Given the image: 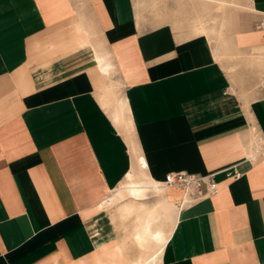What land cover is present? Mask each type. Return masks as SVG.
<instances>
[{
  "label": "crops",
  "instance_id": "0c3cea01",
  "mask_svg": "<svg viewBox=\"0 0 264 264\" xmlns=\"http://www.w3.org/2000/svg\"><path fill=\"white\" fill-rule=\"evenodd\" d=\"M222 1L219 61L136 0H0V264H132L101 204L139 166L217 184L165 190L160 264H264V0Z\"/></svg>",
  "mask_w": 264,
  "mask_h": 264
},
{
  "label": "rangeland",
  "instance_id": "374dc122",
  "mask_svg": "<svg viewBox=\"0 0 264 264\" xmlns=\"http://www.w3.org/2000/svg\"><path fill=\"white\" fill-rule=\"evenodd\" d=\"M136 2L139 6L137 12L141 19L149 21L154 25L168 23L174 26L177 24L178 27H182V31H186L185 28L188 25L192 28L202 27L206 30L203 33L214 43V48L218 50L220 55L219 61L234 57V46L231 37L227 36L226 27L229 18L224 6L220 7L214 2L206 0H136ZM257 65L262 66L263 64L257 62ZM147 201L150 205L153 203L155 205L157 198L153 194H149L146 201L133 203L132 200L125 197L102 209L104 213L109 214L115 223V227L119 231V238L123 237L122 243L124 246L136 248L132 235L137 230L138 218L146 216L145 211L149 209L145 206ZM125 202L127 203L125 204ZM175 204L177 206L175 211H178V201L175 203L173 199L164 205L160 204L161 206L154 216H161V219H167L172 222L175 217L173 216ZM127 205L130 207V210ZM127 208L128 210H126ZM132 214H135V216H130ZM135 226L136 229H134Z\"/></svg>",
  "mask_w": 264,
  "mask_h": 264
},
{
  "label": "bare ground",
  "instance_id": "6f19581e",
  "mask_svg": "<svg viewBox=\"0 0 264 264\" xmlns=\"http://www.w3.org/2000/svg\"><path fill=\"white\" fill-rule=\"evenodd\" d=\"M210 1L214 2L220 7H225L226 5L222 0ZM194 31L196 33H205L206 30H204L202 27H197L196 29L194 28ZM140 161L141 163H143V165H145L143 159H141ZM139 169L140 170L138 176H135L133 171H131L127 176H125V179L107 196L108 203L106 205L101 204L102 208L111 205L117 200H122L125 197L132 200L133 203H142L147 200V196L149 194H153V196L157 198L158 202L164 203L173 200L172 196L167 194V191H165L167 190L166 187L161 185L160 190L155 184H152L147 179L148 177L146 176L145 172L141 170L140 166ZM186 200L187 197L182 193V196L180 197V206ZM126 203L127 202H125V204ZM131 206L133 207V205ZM128 208L130 210L129 206ZM128 208L126 210H128ZM157 210V206H154L145 211L146 216H138L139 218L137 217L139 223L138 226L136 225V232L134 234L132 232V240L136 244V246L145 254L142 255L140 253V257L136 260H132V264H160V257L162 255L163 248L168 240L165 233L161 229V226L168 227L169 224L166 220L161 219V216H153L154 214H156ZM136 226L134 229H136Z\"/></svg>",
  "mask_w": 264,
  "mask_h": 264
},
{
  "label": "built area",
  "instance_id": "2783aa9c",
  "mask_svg": "<svg viewBox=\"0 0 264 264\" xmlns=\"http://www.w3.org/2000/svg\"><path fill=\"white\" fill-rule=\"evenodd\" d=\"M161 185L179 190L191 200H198L204 195H212L217 190V184L211 180L210 175L198 176L185 172L166 174ZM203 185H205V193L202 192Z\"/></svg>",
  "mask_w": 264,
  "mask_h": 264
}]
</instances>
